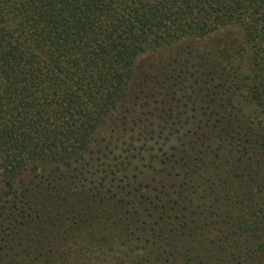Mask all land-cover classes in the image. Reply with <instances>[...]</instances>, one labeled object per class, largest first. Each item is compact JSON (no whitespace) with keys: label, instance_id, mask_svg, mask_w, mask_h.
I'll return each mask as SVG.
<instances>
[{"label":"trees","instance_id":"trees-1","mask_svg":"<svg viewBox=\"0 0 264 264\" xmlns=\"http://www.w3.org/2000/svg\"><path fill=\"white\" fill-rule=\"evenodd\" d=\"M155 50L212 132L142 180L107 122ZM0 264H264V0H0Z\"/></svg>","mask_w":264,"mask_h":264},{"label":"rangeland","instance_id":"rangeland-1","mask_svg":"<svg viewBox=\"0 0 264 264\" xmlns=\"http://www.w3.org/2000/svg\"><path fill=\"white\" fill-rule=\"evenodd\" d=\"M214 37L215 35L204 38L203 40L195 39L186 41L182 46L184 47L189 44V46L185 47L200 50L206 43L214 41ZM167 55V51L155 50L146 52L137 59L135 67L136 79L130 89L128 100L125 105L121 107L120 111H118L116 115L114 114V116L107 122H110L108 124L110 128L116 126V129L119 132L116 135L118 137L121 136V141L124 142V145L129 143L128 147L130 148L131 153H141L139 162L149 166L146 167V173L141 175L142 180H147L152 175V169L158 168L161 165V160L165 158L162 154L163 152L164 154H173L175 152L174 154L176 155L177 160L182 157L187 159V156L191 154L195 156L197 153H195L194 150L202 147V140L200 137L212 132L210 128L211 126H207V128L199 123L198 120L202 117V111L198 105H191L192 102L197 101L198 99H188L191 101L187 102V105L184 106L180 105V103H184L185 99L177 104L176 98L178 96L175 97L174 95L169 94V91H166L164 88L158 87L156 90L159 83L156 82V78L150 76V73L155 70L152 69L153 66H158L161 70L164 68L170 69L169 63H167V66H163L162 64L164 63L160 64L161 60L168 59ZM153 63L155 64L152 65ZM166 69H164V72ZM156 71L158 70H155L154 74L157 73ZM180 84L179 86L181 87ZM187 84L188 83L183 86V89H185L182 90V95L190 94L189 91L192 88H195V86L192 87L191 85L194 83ZM166 110L172 114L171 118L168 117ZM184 111L189 113L192 121H190V124H187L184 129H180L181 132L170 133L171 130L168 126H175L177 120L176 117L181 118L186 114ZM115 123H117L118 126L114 125ZM189 127H191V132L187 131ZM182 132L186 134L185 137H183ZM213 138H216L218 141L216 133ZM188 141L194 142L195 149H193L190 144H187ZM217 141L212 142V147L217 144ZM152 148V157H157L154 158L151 163L149 162L148 157ZM179 164L182 166L183 163L180 161ZM179 170L180 166L178 165L177 170L173 172L169 169L160 171L159 173H168L169 179L173 180L175 184H178L180 180L178 174Z\"/></svg>","mask_w":264,"mask_h":264}]
</instances>
